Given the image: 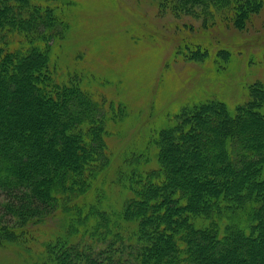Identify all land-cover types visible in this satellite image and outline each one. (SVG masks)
Instances as JSON below:
<instances>
[{"label": "trees", "instance_id": "1", "mask_svg": "<svg viewBox=\"0 0 264 264\" xmlns=\"http://www.w3.org/2000/svg\"><path fill=\"white\" fill-rule=\"evenodd\" d=\"M57 1L0 0V212L9 219L1 241L41 264H264V114L254 107L186 109L161 145L158 168L129 162L131 198L113 215L100 211L106 121L78 74L63 80L50 63L68 24ZM162 1L174 14L218 15L238 27L264 6ZM213 202L233 219L222 235Z\"/></svg>", "mask_w": 264, "mask_h": 264}, {"label": "rangeland", "instance_id": "2", "mask_svg": "<svg viewBox=\"0 0 264 264\" xmlns=\"http://www.w3.org/2000/svg\"><path fill=\"white\" fill-rule=\"evenodd\" d=\"M54 7L68 24L52 44L50 63L63 80L77 73L105 117L109 163L97 188L105 194L99 209L106 215L121 211L131 198L135 178L125 172L127 164L146 161L158 168L161 145L186 109L205 105L235 114L254 107L264 114V6L243 27L218 15L204 20L174 14L162 0H58ZM235 198L229 200L236 209L241 201ZM244 202L242 208L250 204ZM216 206L213 202L212 212L214 218L221 215L222 235L233 219L225 203ZM4 215L0 212V231L8 228ZM43 239L37 241L39 257ZM0 264L41 263L33 252L0 239Z\"/></svg>", "mask_w": 264, "mask_h": 264}]
</instances>
